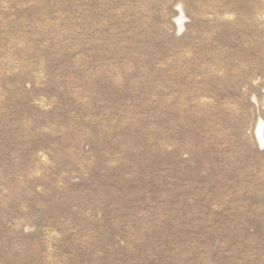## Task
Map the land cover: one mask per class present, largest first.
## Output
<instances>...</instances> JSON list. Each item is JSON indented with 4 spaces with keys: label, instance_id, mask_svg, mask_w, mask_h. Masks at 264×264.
<instances>
[{
    "label": "rangeland",
    "instance_id": "1",
    "mask_svg": "<svg viewBox=\"0 0 264 264\" xmlns=\"http://www.w3.org/2000/svg\"><path fill=\"white\" fill-rule=\"evenodd\" d=\"M0 264H264V0H0Z\"/></svg>",
    "mask_w": 264,
    "mask_h": 264
},
{
    "label": "bare ground",
    "instance_id": "2",
    "mask_svg": "<svg viewBox=\"0 0 264 264\" xmlns=\"http://www.w3.org/2000/svg\"><path fill=\"white\" fill-rule=\"evenodd\" d=\"M262 126V122H260V124H259V128Z\"/></svg>",
    "mask_w": 264,
    "mask_h": 264
}]
</instances>
